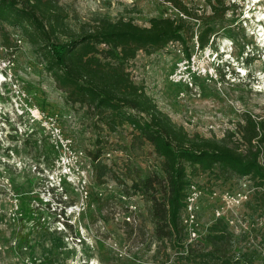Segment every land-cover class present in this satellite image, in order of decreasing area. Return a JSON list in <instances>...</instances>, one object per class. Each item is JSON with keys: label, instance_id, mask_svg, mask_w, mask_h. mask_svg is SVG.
Returning <instances> with one entry per match:
<instances>
[{"label": "rangeland", "instance_id": "rangeland-1", "mask_svg": "<svg viewBox=\"0 0 264 264\" xmlns=\"http://www.w3.org/2000/svg\"><path fill=\"white\" fill-rule=\"evenodd\" d=\"M57 1L75 28L104 17L149 25L153 17L181 16L169 0ZM183 1L202 16L187 20L206 45L198 48L188 33L191 56L182 43L152 54L140 51L129 65L132 77L190 133L222 139L235 131L238 138L245 113L264 119V20L257 21L264 0L256 9L248 8L253 0H212L219 11L228 7L223 18L212 20L205 18L213 11L210 0ZM181 62L193 86L171 80ZM100 132L108 133L95 127L85 107L68 102L20 29L0 20V264H185L154 234L150 202L111 173L98 176L88 151ZM108 135L115 146L105 161L118 173L131 126ZM140 153L144 167L160 164L149 144ZM199 180L206 188L198 215L200 238L220 219L228 225L224 242L209 245L225 252L215 264H227L231 255H246L252 261L246 264H264V188L249 177ZM226 191L242 192L247 199L229 206L222 198Z\"/></svg>", "mask_w": 264, "mask_h": 264}, {"label": "trees", "instance_id": "trees-1", "mask_svg": "<svg viewBox=\"0 0 264 264\" xmlns=\"http://www.w3.org/2000/svg\"><path fill=\"white\" fill-rule=\"evenodd\" d=\"M169 1L186 17H153L149 25L104 17L75 28L57 0H0V20L20 29L57 87L66 93L68 102L85 107L95 127L108 131L100 132L88 151L98 176L111 173L150 202L154 234L176 249L185 264H215L223 260L221 253L225 252L209 245L224 242L228 225L220 219L205 237L196 243L187 242L181 213L188 188L204 176L210 182L249 177L258 188H264V119L245 113L238 138L235 131H228L222 139L190 133L160 109L142 84L134 81L129 65L140 51L152 54L179 41L191 56L185 34L194 38L195 31L187 19L199 20L202 16L183 0ZM209 2L213 11L205 18H223L228 7L224 5L219 11L212 0ZM8 39L6 36L9 48ZM198 41L200 48L206 45L201 36ZM125 125L131 126L132 139L122 148L126 157L117 173L105 161L115 146L108 134ZM146 144L161 157L159 165L144 167L138 161ZM249 259L246 255H231L226 263L246 264L252 262Z\"/></svg>", "mask_w": 264, "mask_h": 264}, {"label": "built area", "instance_id": "built-area-1", "mask_svg": "<svg viewBox=\"0 0 264 264\" xmlns=\"http://www.w3.org/2000/svg\"><path fill=\"white\" fill-rule=\"evenodd\" d=\"M180 14L181 16H184L183 13ZM194 38L196 39L198 48H200L198 41L199 35H195ZM18 41L19 43H21L22 39L19 38ZM170 43L179 44L180 42L176 41ZM179 51L182 52L183 55L185 54L184 49L180 48ZM189 59L190 57L187 60H185V62L189 63ZM184 65L185 64L181 62L179 64V68L170 74V78L173 82H178V83L181 81V79H184L186 86H193V82H194L193 76H191L190 73L183 74ZM181 95L185 96V92H181ZM201 182L202 181H200L199 179H195L190 184L185 200V206L181 213V221L185 226L186 234L190 242L201 237L200 221L198 215H199V211L201 210V205H202L201 201L206 194V188L200 185ZM217 195H218L217 190L213 188V191L211 192V196L215 198ZM222 196H223L222 197L223 201H225V203H227V205L229 206L239 205L242 201H244V199H247V195H244L242 192L232 194L229 191H226L223 193ZM221 214L222 211L219 208H217L216 215L221 216Z\"/></svg>", "mask_w": 264, "mask_h": 264}, {"label": "bare ground", "instance_id": "bare-ground-1", "mask_svg": "<svg viewBox=\"0 0 264 264\" xmlns=\"http://www.w3.org/2000/svg\"><path fill=\"white\" fill-rule=\"evenodd\" d=\"M260 1L262 2V0H253L252 3H251V1H249L250 4H249L248 8L254 7L256 9L258 7V4L261 3ZM249 16H251L250 13H249ZM258 16H259V19L257 21L264 20V10L260 11L259 14H258ZM260 34H261V36H263L262 41H264L263 40L264 39V32L263 33L261 32Z\"/></svg>", "mask_w": 264, "mask_h": 264}]
</instances>
